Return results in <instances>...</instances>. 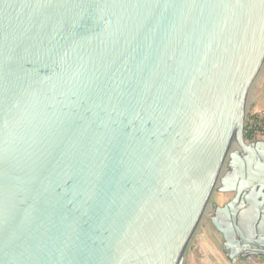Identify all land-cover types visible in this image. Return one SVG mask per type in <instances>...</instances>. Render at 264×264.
I'll return each mask as SVG.
<instances>
[{
	"label": "water",
	"instance_id": "1",
	"mask_svg": "<svg viewBox=\"0 0 264 264\" xmlns=\"http://www.w3.org/2000/svg\"><path fill=\"white\" fill-rule=\"evenodd\" d=\"M263 59L264 0H0V264H175L227 153L209 223L264 258Z\"/></svg>",
	"mask_w": 264,
	"mask_h": 264
},
{
	"label": "crops",
	"instance_id": "2",
	"mask_svg": "<svg viewBox=\"0 0 264 264\" xmlns=\"http://www.w3.org/2000/svg\"><path fill=\"white\" fill-rule=\"evenodd\" d=\"M263 86L264 80L262 79L259 83L257 97L254 100L255 103L249 106L251 114L264 115V99L260 97V90ZM215 187L217 189L212 192L209 200L212 204L222 207L231 200L232 194L222 193L223 187L219 182ZM220 240H222L221 235L211 226L209 221L208 225L202 223L199 230L196 231L193 239L194 247L191 248L185 264H236L231 263L227 255L222 250H219L216 243H219ZM262 259L264 261V258Z\"/></svg>",
	"mask_w": 264,
	"mask_h": 264
},
{
	"label": "rangeland",
	"instance_id": "3",
	"mask_svg": "<svg viewBox=\"0 0 264 264\" xmlns=\"http://www.w3.org/2000/svg\"><path fill=\"white\" fill-rule=\"evenodd\" d=\"M262 79L264 80V61L262 62V65L260 66V68H259L258 72L256 73L255 77L253 78V81H252L251 87H250L251 90H249V92H248L244 124L246 123V119H248L250 117L251 113H250L249 106L252 103H255L254 100H255V97H257L259 83L261 82ZM260 91H259L260 94H261L260 97L264 99V86L262 87V89ZM258 101H260V100L258 99ZM262 116L264 117V115H262ZM244 130H245V125H244ZM243 135H244L245 143L247 145H253V144H256V143H264V135H255L254 137H252V139L250 137H247L246 134H244V132H243ZM228 152L231 153V151H228ZM228 155L229 154L227 153L226 156H225V159L223 161V166H222V169H221V173H222L223 167L227 164ZM219 180H221V177H219ZM216 189H217V187H214L213 191L216 190ZM210 205H212V203L209 200V204L203 210V212L201 214V217H200V219H199V221H198V223H197V225L195 227V230H194L190 240L188 241V243L186 244V246L184 247L182 252L179 254L175 264H185L187 256H188L191 248L194 247L193 239L195 237L196 231L199 230V227H200V225L202 223L208 225V221H209L208 218L211 217V215H212V209H210ZM216 244H217V246H218L220 251L224 250L222 248V240H220V242L216 243ZM226 253L227 252L225 251L224 254L226 255Z\"/></svg>",
	"mask_w": 264,
	"mask_h": 264
},
{
	"label": "flooded vegetation",
	"instance_id": "4",
	"mask_svg": "<svg viewBox=\"0 0 264 264\" xmlns=\"http://www.w3.org/2000/svg\"><path fill=\"white\" fill-rule=\"evenodd\" d=\"M253 150V161L255 164V168L258 170L264 171V143H256L252 146ZM241 159L246 163L249 160V157L247 155L241 156ZM245 173H247L246 168H244ZM249 174V177H252L251 173ZM235 168L231 166V159L228 157L227 164L223 167L222 173H221V180L224 182V185L220 183L222 187L227 186V188H232V185L234 183V177H235ZM232 194V198L234 196V193ZM231 198V199H232ZM222 248L223 246V240H222ZM227 254V253H226Z\"/></svg>",
	"mask_w": 264,
	"mask_h": 264
},
{
	"label": "built area",
	"instance_id": "5",
	"mask_svg": "<svg viewBox=\"0 0 264 264\" xmlns=\"http://www.w3.org/2000/svg\"><path fill=\"white\" fill-rule=\"evenodd\" d=\"M244 134L247 137H254L255 135H264V117L259 114H250L246 119ZM236 264H264L262 257L248 255L244 258L238 259Z\"/></svg>",
	"mask_w": 264,
	"mask_h": 264
},
{
	"label": "bare ground",
	"instance_id": "6",
	"mask_svg": "<svg viewBox=\"0 0 264 264\" xmlns=\"http://www.w3.org/2000/svg\"><path fill=\"white\" fill-rule=\"evenodd\" d=\"M264 61V60H263ZM262 61V62H263ZM261 65H262V63H261ZM260 65V66H261ZM260 66H259V68H260ZM259 70V69H258ZM258 70H257V72H258ZM256 72V73H257ZM256 75V74H255ZM255 77V76H254ZM253 77V78H254ZM249 90H251V89H249ZM228 151H231V153H236V154H240V150L238 149V147H237V145H236V142H235V137H234V135L232 134L231 135V137H230V143H229V149H228Z\"/></svg>",
	"mask_w": 264,
	"mask_h": 264
}]
</instances>
